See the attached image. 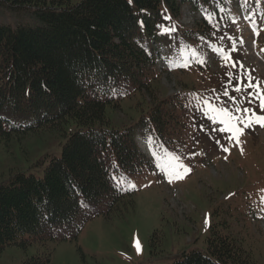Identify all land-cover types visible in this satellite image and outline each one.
<instances>
[{"label":"trees","instance_id":"trees-1","mask_svg":"<svg viewBox=\"0 0 264 264\" xmlns=\"http://www.w3.org/2000/svg\"><path fill=\"white\" fill-rule=\"evenodd\" d=\"M226 3L0 0V6L30 12L41 22L36 27L0 23V140L9 142L14 136L41 130H56L66 137L61 155L52 156L42 177L13 172L1 183L0 254L12 244L26 248L40 243L47 248L48 243L75 240L95 216L109 218L127 200L132 205L136 189L130 178L156 170V163L136 141L138 133L153 139V147L162 155L171 154L185 132L194 129L196 142L198 133L207 136L201 121L189 123L188 96L149 101L147 93L155 92L154 84L161 77L158 45L168 31L190 44L214 37L217 40L208 43L226 54L234 51L236 21ZM185 5L196 16L190 27L178 22ZM186 53L195 57L193 47L188 46ZM228 70L207 74L209 83L226 80ZM244 78L239 106L250 105L255 98ZM209 83L201 87L196 76L194 82L184 84L207 100ZM135 95L141 97L138 121L128 127L112 126L109 105L117 106ZM223 107L236 111L229 100ZM71 125L74 129L68 134ZM220 223H209L206 250L184 252L170 264H259L244 241ZM51 262L47 248L21 264Z\"/></svg>","mask_w":264,"mask_h":264},{"label":"rangeland","instance_id":"rangeland-1","mask_svg":"<svg viewBox=\"0 0 264 264\" xmlns=\"http://www.w3.org/2000/svg\"><path fill=\"white\" fill-rule=\"evenodd\" d=\"M226 1L236 21L233 27L238 57L226 59L223 51L208 43L217 40L214 37L190 44L168 31L161 46L158 45L161 77L154 84L155 92L147 93L149 101L188 96L191 103L186 111L192 115L189 123L194 119L201 121L207 136L198 133L196 142L195 138L192 140L194 129L185 132V139H181L180 145L177 142L168 155L156 154L149 142L138 136L141 150L145 154L148 151L152 155L149 157L156 161V170L131 177L130 184L136 189L134 203L131 205L127 200L120 204L109 218L95 216L75 240L48 243L51 264H170L184 252L207 249L208 224L212 220L227 225L226 230L231 229L244 241L258 263L264 262V120L257 122L253 131L226 115L227 128L233 129L229 130L230 144L222 140L227 130L218 129L217 133L215 129V124L223 122L220 109L226 100L239 109L236 89L245 78L244 70L237 67L238 60L264 88V0H256L257 6L252 0ZM201 11L197 12L199 18L203 16ZM195 18L192 9L185 5L178 22L190 27ZM0 23L12 27L41 25L30 12L2 6ZM188 46L193 47L195 57L186 53ZM179 65L184 66L183 70ZM203 65L207 69H201ZM224 68H229L227 79L222 78L216 85L209 83L207 74H218ZM196 76L201 87L209 83L207 100L192 90L195 88L185 87L184 83L194 82ZM250 91L256 95L254 90ZM140 98L135 95L117 106L109 105L110 124L117 128L135 124L141 112ZM261 102L259 96L255 104L258 103L259 113ZM243 119L249 125L253 117L244 115ZM235 128L242 130L238 136ZM73 129L74 125L66 128L68 134ZM64 141L66 137L56 130L30 132L22 138L14 136L9 142L0 140V185L13 172L42 177L52 156L61 155ZM142 144L147 148L143 149ZM47 248L40 243L26 248L9 245L0 254V264H21L47 252Z\"/></svg>","mask_w":264,"mask_h":264},{"label":"snow or ice","instance_id":"snow-or-ice-1","mask_svg":"<svg viewBox=\"0 0 264 264\" xmlns=\"http://www.w3.org/2000/svg\"><path fill=\"white\" fill-rule=\"evenodd\" d=\"M131 2H132V0H129V3L131 4ZM229 56H230V54H226V56H225V58L227 59V58H229ZM233 66H236L235 65V62L233 61ZM231 75V74H230ZM237 91H239L240 89L239 88H237L236 89ZM227 94V93H226ZM262 120H264V117H260V116H258L257 117V121L259 122V121H262ZM229 130H233V129H229ZM235 130V132L237 133V136L241 133V129H239V128H235L234 129ZM225 150H227V149H225ZM181 167H183L182 165H181ZM137 247L139 248V244L137 243Z\"/></svg>","mask_w":264,"mask_h":264},{"label":"bare ground","instance_id":"bare-ground-1","mask_svg":"<svg viewBox=\"0 0 264 264\" xmlns=\"http://www.w3.org/2000/svg\"><path fill=\"white\" fill-rule=\"evenodd\" d=\"M142 147L145 148V147H147V146L144 145V146H142ZM146 152H147L150 156H152L148 151H146Z\"/></svg>","mask_w":264,"mask_h":264}]
</instances>
